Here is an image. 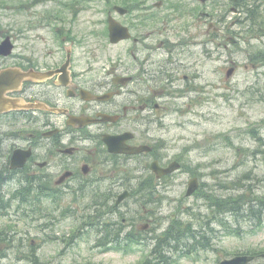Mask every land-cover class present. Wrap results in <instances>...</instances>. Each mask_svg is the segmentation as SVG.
<instances>
[{"label":"rangeland","instance_id":"374dc122","mask_svg":"<svg viewBox=\"0 0 264 264\" xmlns=\"http://www.w3.org/2000/svg\"><path fill=\"white\" fill-rule=\"evenodd\" d=\"M118 1L0 0V42L15 30L14 51L24 57L30 48H36L32 51L39 55L45 47L54 51L73 41L83 59L87 57L86 50L91 51L96 56L91 63L98 70L103 69L123 55L124 44H111L106 28L107 12ZM157 1H162L163 10L181 15L172 22L174 32L168 37L175 43L181 41L182 49L194 60L192 70L200 77L194 82L197 90L179 100L187 102L184 110L168 113L157 132L166 143L164 155L182 154L185 158L182 170L170 179L166 189L161 188L165 197L159 203L160 224L153 220L158 214L150 213L154 216L150 218L152 221L143 218L136 220V225L148 237V232H154L148 231L151 226L162 232L169 227L172 217L178 215L193 223L197 233L204 230L209 246H201L189 257L179 249L173 254L175 260H170L172 264H219L237 254L262 253L264 0H255L253 6H247L253 9L247 13L250 26L235 0H209L204 4L197 0L151 2ZM202 12L210 14L209 18L203 17ZM210 22L220 30L209 31ZM60 24L64 30L48 31L49 26ZM228 37L236 41L231 43ZM233 66L235 70L228 76L227 71ZM192 176L200 178L201 186L189 197L185 193ZM137 186L135 180L129 184L132 190ZM243 193L248 214L246 208L239 215L223 213L214 217L209 199L227 200ZM137 197L127 201L125 212L139 214L142 207ZM62 206L48 207L36 221L19 208L0 216L2 228L17 226L11 247L0 245V264H31V253L39 256L41 264H140L144 254L149 255L156 246L154 241L144 250L138 242L128 239L120 243L132 246L133 250L101 252L96 247L99 233L89 230L95 227L86 229L80 214L83 210L74 217H60L64 212ZM186 208L194 215L186 212ZM86 211L89 213L91 209ZM211 219L222 220L213 223L215 231H210L206 224ZM147 223L151 226L143 227ZM154 256L155 253L150 258ZM252 264H264V258H257Z\"/></svg>","mask_w":264,"mask_h":264},{"label":"flooded vegetation","instance_id":"af4514ba","mask_svg":"<svg viewBox=\"0 0 264 264\" xmlns=\"http://www.w3.org/2000/svg\"><path fill=\"white\" fill-rule=\"evenodd\" d=\"M151 1L111 4L107 35H111V19L116 20L124 38L110 43L124 47L122 57L103 69L91 63L96 59L91 51L86 50L83 59L73 41L54 51L45 47L39 55L30 48L22 57L16 47L10 55H0V71L16 68L27 73L21 85L6 87L3 94L19 107L0 112L1 217L19 208L36 221L43 210L60 204L64 206L60 217H74L83 210V222L99 225V235L116 242L143 241L136 220H151L154 216L149 213L158 214L153 220L160 224L158 183L163 186L167 177H156L150 167L154 161L165 167L178 161L181 171L185 158L164 155L166 143L157 132L168 113L184 110L187 102L179 100L197 90L194 82L200 76L192 70L194 60L181 41L168 37L174 32L172 22L181 15L163 10L162 1ZM60 25L49 26L48 31L64 30ZM16 33L6 36L14 40ZM110 147L145 149L128 153L112 152ZM131 174L139 182L136 195L147 214L125 212L126 200L115 204L129 189ZM150 175L158 183L146 200L149 191L141 184ZM15 227L4 229L0 221V245L11 247ZM156 229L149 228L152 237L160 234Z\"/></svg>","mask_w":264,"mask_h":264},{"label":"trees","instance_id":"16d2710c","mask_svg":"<svg viewBox=\"0 0 264 264\" xmlns=\"http://www.w3.org/2000/svg\"><path fill=\"white\" fill-rule=\"evenodd\" d=\"M244 0H238V3H240V5L245 9V11H247V13L253 11V9H249L247 8V6H253L254 3H250V0H247L245 2H243ZM249 26L251 25V21H249ZM245 194H240L237 197H233L227 200H222V199H211L210 202L212 205H214L216 207V209L218 210H226L229 208L235 209L237 212H239V207L244 206L246 201L243 200ZM260 200V199H258ZM251 201H253V199H251ZM257 201V200H256ZM261 201V200H260ZM254 211V210H253ZM250 211H248L249 213ZM171 231H175L174 234H166L167 236H164V233L162 235L159 236V241L157 244V248H159V250H155L156 253V262H151V261H146L143 264H172V262H170V260H175L172 259V255L168 256V254L165 251V248H168L170 246L174 247L175 250L181 249L183 251L186 257H189L190 254H192L197 248H199L201 246V243L205 242L206 244H208L207 242H209L207 236L205 237V235L201 234L200 231H195L192 227V225L190 224V222L187 223H183L181 220H174L171 227H170ZM228 233H230L231 231L228 230ZM199 234V235H197ZM202 239V242L201 240ZM188 240H194V244L191 245V243L188 242ZM205 246V245H204ZM31 259V264H40L39 260L40 258L37 257L35 254H30L29 258Z\"/></svg>","mask_w":264,"mask_h":264},{"label":"water","instance_id":"95a60500","mask_svg":"<svg viewBox=\"0 0 264 264\" xmlns=\"http://www.w3.org/2000/svg\"><path fill=\"white\" fill-rule=\"evenodd\" d=\"M202 1H206V0H202ZM111 27H112V37H114V39H120L121 37H123V35L121 34V29L118 26H114L112 24ZM231 41H234V39H231ZM11 48H12L11 41L9 38H7L0 44V54H8ZM233 71H234V68H230L227 72V75L230 76L233 73ZM7 73L15 74L14 72H7ZM3 78L0 75V86H3L2 83H5ZM178 167L179 165L177 163H174L168 168H162L157 165H153L152 169L157 172L158 176H162L164 174L174 171ZM196 187L197 186H194L192 182L190 184V189L188 191V194H191L196 189ZM128 195H129L128 192H125L124 194L120 195L118 202L124 199L125 197H127ZM253 259L254 257L251 255H238L233 258L224 259L223 261H221V264H248Z\"/></svg>","mask_w":264,"mask_h":264},{"label":"bare ground","instance_id":"6f19581e","mask_svg":"<svg viewBox=\"0 0 264 264\" xmlns=\"http://www.w3.org/2000/svg\"><path fill=\"white\" fill-rule=\"evenodd\" d=\"M22 204L25 206L27 203H26V201H23Z\"/></svg>","mask_w":264,"mask_h":264}]
</instances>
